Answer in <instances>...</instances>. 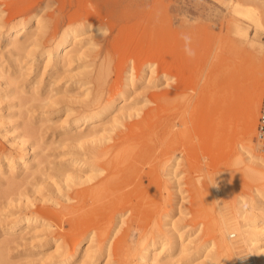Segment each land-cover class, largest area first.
Segmentation results:
<instances>
[{
  "label": "rangeland",
  "instance_id": "rangeland-1",
  "mask_svg": "<svg viewBox=\"0 0 264 264\" xmlns=\"http://www.w3.org/2000/svg\"><path fill=\"white\" fill-rule=\"evenodd\" d=\"M256 1L0 0V264H63L73 249L67 264H264ZM22 20L19 42L3 34ZM74 34L81 49L56 58ZM102 181L118 187L89 196L103 205L85 231L77 199Z\"/></svg>",
  "mask_w": 264,
  "mask_h": 264
},
{
  "label": "bare ground",
  "instance_id": "bare-ground-1",
  "mask_svg": "<svg viewBox=\"0 0 264 264\" xmlns=\"http://www.w3.org/2000/svg\"><path fill=\"white\" fill-rule=\"evenodd\" d=\"M214 1H216L218 4H221L222 6H225V7H229L230 5H232V7H234V8H239L241 5H245L246 6V4H247V1L246 0H235V1H233V0H230V1H225V0H214ZM256 3H258L259 4V8H260V21H261V29L264 31V0H258V2L256 1ZM242 7L241 8H239L238 9V12H236V13H239V12H241L242 10ZM258 12V11H257ZM32 23H34V22H32ZM80 23V22H79ZM19 24H20V26L18 27V28H16V29H14V27H11V26H8V27H6V28H4L3 29V34L4 35H8L10 32L11 33H14V35H15V37H14V41L15 42H19V36L23 33L24 34V32H25V30H23L24 29V27H25V25L27 24V22L26 21H24V20H22V21H20L19 22ZM35 26H34V28L35 27H39L40 26V24H42L41 23V21L39 22V19H35ZM36 29H38V28H35V30ZM23 31V32H22ZM73 32L74 31H76V29H73L72 30ZM71 36H69V38H66V39H63V41H61L59 44H58V46H56V48H55V51H54V53H55V57L57 58V57H60L61 59H65V58H67L68 56H69V54L71 53V52H73V51H76V50H79V49H81V47H77L78 45H79V43L83 40L81 37H77L75 34L70 38ZM67 40H69V44H71V47H69L68 48V46L66 45V41ZM18 44V43H17ZM68 44V43H67ZM251 58V57H250ZM256 58H258V57H256ZM251 60V59H250ZM261 61L263 62L264 61V57L261 59ZM253 61H251V63H252ZM255 62H256V59H255ZM180 74H182V72L180 71V67L178 66V65H175L173 68H172V70H171V73H170V76H169V78L170 79H172V80H177V79H179L180 78ZM237 81H238V78H235V81L234 82H232V84H231V86L232 87H234L235 85H236V83H237ZM257 91V84H255V87L254 88H252V90H251V92H252V94H253V92H256ZM260 101H259V97H257V100H254V99H252V101L249 103L250 104V107H248V109L245 111V116H244V118L245 119H247V120H245V122H249V127H253V125H254V122H253V120H252V118H251V113L253 112V109H254V107L256 106V105H258V103H259ZM261 102H262V97H261ZM112 105H113V103H110L109 105H107V106H105V107H103L99 112H97V111H92L91 109L90 110H88V111H86V112H84V115H77V116H74L73 117V119L71 120V121H69L68 122V126H72V127H79V126H81V125H83V124H85L86 122H88L89 120H91V119H98L100 116H102V114H103V112L104 111H107V110H109L111 107H112ZM260 105H261V103H260ZM230 107V106H229ZM89 123H87V125H88ZM257 125H258V117H257ZM257 125H256V128H257ZM92 132V130H88V134L89 133H91ZM86 133V134H87ZM85 134V135H86ZM81 136L80 135H78V138H80ZM254 137H256V136H253V139H254ZM256 139V138H255ZM93 154H95V153H93ZM93 154L92 153H88V156H90V158H93ZM107 154H108V152H107ZM96 155V154H95ZM117 155L119 156V154L117 153ZM108 156V155H107ZM111 156H114V154H112ZM95 157V156H94ZM97 157V156H96ZM100 158H101V156H100ZM88 159H89V157H88ZM72 162L73 163H75L76 161H73L72 160ZM89 161L88 160H83L81 163H80V165H82V164H84V163H88ZM112 162H114V161H112ZM111 162V163H112ZM78 164V163H77ZM262 164L264 165V162H262ZM91 165V164H90ZM108 167V166H107ZM106 167V168H107ZM123 178V177H122ZM103 183H101V186H97V187H95V188H93L92 190H87L88 192H87V194L85 193V197H79L77 200L80 202V200L82 201V202H80L81 204L80 205H78L77 206V208H82V210H83V213H84V221H85V224H86V227H85V231H87L88 230V227H90L91 225H92V227L93 228H98L99 226H97V225H95V223H94V219H95V217L97 216V214L99 213H97V211H98V209H99V206H102L101 204L98 206V205H96L95 203L93 204V201H92V204H90V202H91V199H90V197L91 196H95V195H97V198L98 199H100V202L102 203L103 202V198H102V200H101V197L99 198V196L102 194L103 196L102 197H107L108 198V200L110 199V197H111V195H113V193L115 192V190H114V188H116V187H118V185H117V182L115 183L116 184V187H115V184L114 183H112V182H114V181H112L110 184H109V182H107L106 181V183H104V181H102ZM106 185H108V187L106 186ZM109 189V191L107 190V189ZM108 192H107V191ZM92 194H94V195H92ZM91 195V196H90ZM90 196V197H89ZM134 196H136V194H134ZM137 197V196H136ZM94 198L96 199V196L95 197H93L92 199L94 200ZM106 198V199H107ZM120 197L118 196V197H116V199L118 200ZM112 200V198L110 199V201ZM123 200V199H122ZM260 200V199H259ZM263 202V201H262ZM99 203V202H98ZM104 203H105V201H104ZM90 204V206H88ZM87 205V207L85 208V206ZM240 206H242L243 205V201H241L240 202V204H239ZM84 208V209H83ZM241 208H243V207H241ZM36 219V217L35 216H33V215H30V214H26V215H24L23 217H22V223H28V222H32V221H34ZM241 227L244 229H247L249 226L247 225H245V224H241ZM250 229V228H249ZM230 233V232H229ZM228 233V234H229ZM240 239V238H239ZM245 239V238H244ZM252 240V242H253V239H251ZM241 241H242V239H241ZM241 241H239V242H241ZM244 241V240H243ZM247 241V240H246ZM79 242H80V240L77 242L78 244H79ZM232 241H230V243H231ZM234 242V241H233ZM249 242H251L250 240H249ZM255 242H257L258 243V240L256 241L255 240ZM255 242H254V244H255ZM230 243H228V244H230ZM260 243V242H259ZM234 244V243H233ZM260 245V244H259ZM230 247L233 249V247L230 245ZM237 247V246H236ZM262 247V246H261ZM228 248V247H227ZM254 251H256V253H261L260 251H261V249H260V246H258V245H256V246H254ZM234 250V249H233ZM239 250H240V248H239ZM236 251V250H235ZM75 252H76V249H73L72 251H70V252H68V253H66L65 255H64V258H63V260H62V263L63 264H67L72 258H73V256L75 255ZM234 252V251H233ZM263 252V251H262ZM249 255V256H248ZM244 256H248V257H250L251 256V254H246V255H244ZM241 258H243V256H240L238 259H241ZM251 257H250V260H243L242 262H241V264H250L251 262ZM256 264H262V263H256Z\"/></svg>",
  "mask_w": 264,
  "mask_h": 264
},
{
  "label": "built area",
  "instance_id": "built-area-1",
  "mask_svg": "<svg viewBox=\"0 0 264 264\" xmlns=\"http://www.w3.org/2000/svg\"><path fill=\"white\" fill-rule=\"evenodd\" d=\"M257 138L261 148L264 150V91L262 96L261 107L258 114Z\"/></svg>",
  "mask_w": 264,
  "mask_h": 264
},
{
  "label": "clouds",
  "instance_id": "clouds-1",
  "mask_svg": "<svg viewBox=\"0 0 264 264\" xmlns=\"http://www.w3.org/2000/svg\"><path fill=\"white\" fill-rule=\"evenodd\" d=\"M210 184H213V183H211V181H210ZM243 257H246V256H243Z\"/></svg>",
  "mask_w": 264,
  "mask_h": 264
},
{
  "label": "crops",
  "instance_id": "crops-1",
  "mask_svg": "<svg viewBox=\"0 0 264 264\" xmlns=\"http://www.w3.org/2000/svg\"><path fill=\"white\" fill-rule=\"evenodd\" d=\"M214 1V0H213ZM216 2V1H215Z\"/></svg>",
  "mask_w": 264,
  "mask_h": 264
}]
</instances>
